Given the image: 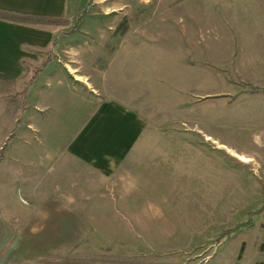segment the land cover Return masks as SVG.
<instances>
[{
    "label": "rangeland",
    "instance_id": "obj_1",
    "mask_svg": "<svg viewBox=\"0 0 264 264\" xmlns=\"http://www.w3.org/2000/svg\"><path fill=\"white\" fill-rule=\"evenodd\" d=\"M72 2L62 16L67 26H41L54 29V41L73 34L92 35L99 43L101 33L112 31L96 68L109 66L107 57L119 48L111 80L123 102L146 118L153 136L152 158L138 163H148L143 175L191 188L162 191L167 199L156 208H168L169 219L145 222L126 215L142 207L111 204L116 195L110 184L98 180L90 182L98 186L82 189L78 168L65 173L68 164L62 161L56 172L38 154L49 152L47 134H33L27 125L32 114L24 115L22 91L31 69L20 91L0 108V264L64 258L136 264L264 261V209L258 211L264 203V91L249 89L264 88V0ZM87 56L83 50L85 63ZM161 153L162 163H155ZM149 189L148 183L146 194L133 190L134 201L159 202L160 191L153 195ZM118 210L132 220L121 219Z\"/></svg>",
    "mask_w": 264,
    "mask_h": 264
},
{
    "label": "crops",
    "instance_id": "obj_2",
    "mask_svg": "<svg viewBox=\"0 0 264 264\" xmlns=\"http://www.w3.org/2000/svg\"><path fill=\"white\" fill-rule=\"evenodd\" d=\"M72 3V0H0V12L26 17L60 18L68 13ZM53 30L36 23L0 18L1 109L8 95L20 91L31 69L47 59L46 53L54 45L56 33ZM111 33L110 30L106 34L101 33L99 43L94 41L92 35L78 39L72 37L73 34H66L57 39L55 53L27 86L24 115L32 114L33 122L27 125L32 124L33 134H47L49 152L44 149L38 154L44 161L47 160L46 163L55 166L56 172L61 167V161L64 166L68 164L65 173L70 174L75 165L78 168L76 173L82 177V189H88L89 185L98 186L99 182H90L101 180L102 184H110L108 189L114 190L116 198L113 196L111 199L112 205L142 207L137 208L135 213L126 214L133 215L134 220L167 221L168 208H156L159 204L161 207L167 199H164L162 191L191 187L177 181L159 184L154 175H143V166L147 167L148 163H138L144 157L152 158L153 136L149 133L151 126L146 118L123 102L117 85L111 80V71H117L115 55L119 48L107 57L110 59L109 66L106 65L102 71L96 68L98 58L105 54V45L110 42ZM95 43L97 49L92 48ZM83 50L88 54L86 63L80 57ZM76 70L79 74H75ZM44 110L48 112L42 114ZM67 127L71 129L66 132L67 137L62 138L61 133ZM53 143L58 144L54 146ZM32 152V156L37 154L34 150ZM158 157L160 161L155 163H162L163 154ZM148 183L152 194L159 190L162 198L159 202L155 199L142 204L135 202L133 190L146 194ZM165 204L168 205L167 202ZM118 212L121 219L132 220L124 218L121 210Z\"/></svg>",
    "mask_w": 264,
    "mask_h": 264
},
{
    "label": "trees",
    "instance_id": "obj_3",
    "mask_svg": "<svg viewBox=\"0 0 264 264\" xmlns=\"http://www.w3.org/2000/svg\"><path fill=\"white\" fill-rule=\"evenodd\" d=\"M87 7L90 5V2L87 3ZM86 8L79 12L77 14L78 16V20L76 21V25L74 27H72V31L77 30L78 26H80L81 24V16H83L86 13ZM0 18L2 19H6V20H11V21H16V22H23V23H36V24H47V25H54V26H67L69 24L68 22V18L67 17H61V18H49V17H26V16H19V15H14V14H9V13H3L0 12ZM57 38L54 41V45L53 48L47 53V59L44 60L39 66H37L34 70H33V74L31 76V78L28 80L27 84H31L36 76L39 74V72L44 68V66L47 64V62L51 59V57L53 56V54L56 51L57 48ZM249 89L251 92H261L264 91V88L255 86V85H249ZM27 86L23 89L22 91V95H25ZM264 209V203L262 205V207L258 210V211H262ZM251 221H248L242 225H238L235 226L233 229H231V231L235 230L236 228H238L239 226H247L250 225ZM263 229H264V225H263ZM244 244H242L241 246V251L243 250ZM260 250L264 251V244L260 245ZM240 257V255H239ZM50 264H136V262L129 260V259H119V258H111V259H107L105 260V262L102 261H96L93 258H81V259H60V260H53L52 262H50ZM139 264H149L148 262L145 261H141ZM256 264H264V261H259Z\"/></svg>",
    "mask_w": 264,
    "mask_h": 264
}]
</instances>
